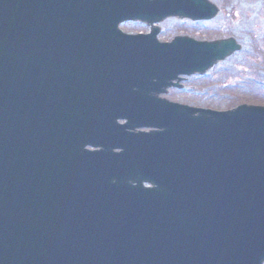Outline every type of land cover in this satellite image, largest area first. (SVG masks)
I'll return each instance as SVG.
<instances>
[{
  "label": "water",
  "instance_id": "95a60500",
  "mask_svg": "<svg viewBox=\"0 0 264 264\" xmlns=\"http://www.w3.org/2000/svg\"><path fill=\"white\" fill-rule=\"evenodd\" d=\"M218 12L0 0V264L264 263V107L160 97L240 45L160 42L156 24ZM125 21L150 33H123Z\"/></svg>",
  "mask_w": 264,
  "mask_h": 264
},
{
  "label": "rangeland",
  "instance_id": "374dc122",
  "mask_svg": "<svg viewBox=\"0 0 264 264\" xmlns=\"http://www.w3.org/2000/svg\"><path fill=\"white\" fill-rule=\"evenodd\" d=\"M220 9L211 21L189 22L169 18L159 24L160 41L185 35L196 40L234 38L241 48L204 75L182 81L164 97L170 101L213 110L240 104L264 106V0H211ZM127 33H146L138 22L122 24Z\"/></svg>",
  "mask_w": 264,
  "mask_h": 264
}]
</instances>
